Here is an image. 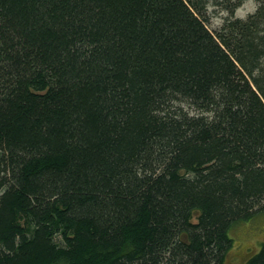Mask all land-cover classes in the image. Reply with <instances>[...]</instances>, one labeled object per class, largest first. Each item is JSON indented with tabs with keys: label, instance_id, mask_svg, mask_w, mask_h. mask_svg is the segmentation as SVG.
<instances>
[{
	"label": "trees",
	"instance_id": "1",
	"mask_svg": "<svg viewBox=\"0 0 264 264\" xmlns=\"http://www.w3.org/2000/svg\"><path fill=\"white\" fill-rule=\"evenodd\" d=\"M0 0V264H228L264 214V0ZM245 264H264V241Z\"/></svg>",
	"mask_w": 264,
	"mask_h": 264
},
{
	"label": "rangeland",
	"instance_id": "2",
	"mask_svg": "<svg viewBox=\"0 0 264 264\" xmlns=\"http://www.w3.org/2000/svg\"><path fill=\"white\" fill-rule=\"evenodd\" d=\"M255 0H246L231 16L229 12L209 6L210 28L219 29L230 17L245 19L257 9ZM234 247L230 252L228 264H245L250 256L258 251L264 241V214L252 220L235 225L230 232Z\"/></svg>",
	"mask_w": 264,
	"mask_h": 264
}]
</instances>
